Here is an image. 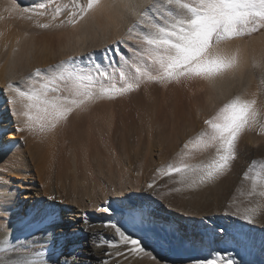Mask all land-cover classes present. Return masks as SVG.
Here are the masks:
<instances>
[{
  "label": "bare ground",
  "instance_id": "6f19581e",
  "mask_svg": "<svg viewBox=\"0 0 264 264\" xmlns=\"http://www.w3.org/2000/svg\"><path fill=\"white\" fill-rule=\"evenodd\" d=\"M87 5L0 0V264H264V200H251L264 193V174L248 186L244 174L247 154L264 158V113L241 129L225 170L187 178L218 156V145L201 144L213 134L208 121L258 93L263 104L264 31L257 67L245 45L222 51L211 41L206 58H234L232 67L167 78L150 58L163 50L146 41L178 28L187 9L176 0ZM29 97L57 100L66 116L37 119ZM59 215L73 224L52 245Z\"/></svg>",
  "mask_w": 264,
  "mask_h": 264
},
{
  "label": "snow or ice",
  "instance_id": "6c2138e0",
  "mask_svg": "<svg viewBox=\"0 0 264 264\" xmlns=\"http://www.w3.org/2000/svg\"><path fill=\"white\" fill-rule=\"evenodd\" d=\"M94 2L95 0H88L87 7L91 9ZM172 2L173 0H169L170 4ZM176 3L178 7L187 9L191 14L190 17L181 20L178 28L175 25L171 30L160 27L157 34L146 41L149 46H154V49L163 50L162 55L150 58L159 64L163 70V77L167 78L211 76L232 67L234 58L219 56L215 59L206 58L205 53L209 49L210 42L213 39L218 41L239 35L242 28L248 27L249 18L264 21V0H201L197 7L180 4L179 0H176ZM117 46H121L120 42H117ZM135 71L139 76L144 75L138 67ZM121 76L123 77V73ZM132 87V84H128L127 88L117 89L116 92L123 93ZM20 95L25 94L21 92ZM29 99H34L41 106L42 115L37 119L47 120L50 116L53 120H57L66 116V111L57 100L40 99V97H29ZM249 107L248 103L233 101L223 109L221 114L223 122L208 121L213 134L207 142L201 141V144L204 148L218 145V156L203 167L188 168L187 178L189 180L193 182L197 179L200 182L211 180L214 175L228 167L234 156L238 134L247 122ZM43 127L44 124L41 123V128ZM175 171L182 170L177 168ZM104 211L108 212L110 209L105 207ZM81 216L82 223H85L84 214ZM112 226L125 245L131 240L133 246H139V239L127 236L115 224ZM227 264H235V262L229 258Z\"/></svg>",
  "mask_w": 264,
  "mask_h": 264
},
{
  "label": "rangeland",
  "instance_id": "374dc122",
  "mask_svg": "<svg viewBox=\"0 0 264 264\" xmlns=\"http://www.w3.org/2000/svg\"><path fill=\"white\" fill-rule=\"evenodd\" d=\"M262 31H264V21H260L258 18L256 20H252L251 18H249L248 27L247 28H242V31H241V33L239 35L233 36V37H229V38L220 39L218 41L216 39H213L212 40V43H213V45L215 47L219 48V50H222V51L225 50V49H227V48H229V47H226V46H229V45H230V47H234L235 49H237V51H239V50H241V49H243V48L246 47L245 50L248 52V54H250L249 55L250 56V60L252 61V62L250 61V64L252 63L251 64L252 66L257 67L261 63L260 62L261 60H259V53L261 52V49H262L261 47H262V45L264 43L261 44L262 41H260L261 42L260 43L259 41H257L256 38L260 35V33ZM244 45H245V47H244ZM258 95H259V97L255 94V96L253 97L255 100L252 99L253 101H251V103L254 102V101H256V102H254L255 107H253L254 106L253 103L251 104L249 102V106H250V104H251V106L249 107V110L250 111L248 113V118H247V120H248L247 122L250 123L248 127H250V125H254V124L257 125V123L260 120H261L260 122L262 123L261 125H264L263 124L264 123V117H263V119L262 118L258 119V122H256L257 121L256 119L259 116V113H260V115H261V113H264V102H263V104H261L262 101H263V99H261L262 98V96H261L262 94L258 93ZM243 103H246V101H244ZM257 103H258V105H257ZM221 107H224V105L223 106H220L219 108H221ZM221 109H223V108H221ZM221 111H223V110H221ZM221 111L219 109V112H221ZM216 113L218 114L217 110H216ZM220 114H222V112L219 113V115ZM220 120L223 121V119H220ZM247 122H246V124L248 125ZM253 122H254V124H253ZM260 122L258 123L259 125H260ZM253 128H251V129H253ZM262 144L263 143L257 145L258 146L257 148L263 147L264 144H263V146H262ZM248 157L249 156L247 154L246 155V160H247L246 173H244L245 174V178L247 180V182L245 181V183H247L245 185H247V186L249 185L248 183L250 181V178L253 176V174H261V173L264 174V158H262V157H259L258 158L256 156H252L248 160ZM245 189L246 188L244 187V191L241 192L242 196H243V194L246 191ZM19 191H20V194L22 195V189L21 188H20ZM236 192H238V190H236ZM259 193H260V195H259ZM259 193H257V196L256 195H253L252 196V199H251L252 202L253 201H256V203L259 204V203H261L264 200V197H263L264 196L263 195L264 193L263 192H259ZM256 203H254V204H256ZM57 217L59 219H57V224L55 223V221H53V229H54V225H55V229L57 228V226L58 227H61V229H59L57 233H53V234H51L50 236L47 237V240H49V242H52V245H55V243L58 242V240H60V238L63 239V240H66L68 238V236H70V231L68 229L73 224V222L70 221V219L69 220L68 219H65L64 220V218H62L60 215L57 216ZM66 227H68L67 230L65 229Z\"/></svg>",
  "mask_w": 264,
  "mask_h": 264
}]
</instances>
